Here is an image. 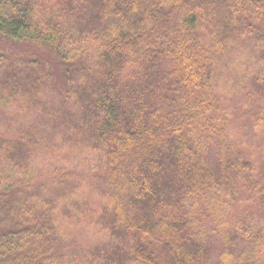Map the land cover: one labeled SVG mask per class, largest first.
Returning <instances> with one entry per match:
<instances>
[{
	"label": "trees",
	"instance_id": "trees-1",
	"mask_svg": "<svg viewBox=\"0 0 264 264\" xmlns=\"http://www.w3.org/2000/svg\"><path fill=\"white\" fill-rule=\"evenodd\" d=\"M0 38L54 57L0 48V264H264V234L234 211L242 189L255 202L264 186L222 89L248 55L247 80L264 87V0H0ZM247 80L233 94H249L264 133V89ZM66 146L105 165L38 178L33 160ZM89 213L106 219L108 247L72 236Z\"/></svg>",
	"mask_w": 264,
	"mask_h": 264
},
{
	"label": "rangeland",
	"instance_id": "rangeland-1",
	"mask_svg": "<svg viewBox=\"0 0 264 264\" xmlns=\"http://www.w3.org/2000/svg\"><path fill=\"white\" fill-rule=\"evenodd\" d=\"M0 48L10 50V52L16 54L28 55L35 53L39 56V58L49 62H53L54 58L53 53L45 47L34 48L28 44L16 43L2 38H0ZM248 62L250 64H254L255 66L257 60L253 59L249 55L248 58L244 60L245 71L242 72V79L238 72L234 69H228L225 71V81H222V89L226 97L228 99L230 98V102L235 103L238 106L234 113L235 116L233 122V135L238 150L237 152H242L245 156L252 160L253 169L251 180L253 182L258 181L262 186H264V133L255 127L252 113L248 107L251 104L249 94L237 93L234 95L233 86L235 85L231 84V80L234 78L246 82L249 72L253 70L249 66ZM241 69H243V67ZM55 73L56 81L60 84V86H62V76L60 72L57 70ZM247 82L252 92L264 89V87L259 86L258 83L255 85L251 78H249ZM251 106H255V104ZM18 111V109L10 106L7 113L9 112L12 114V120L21 121L22 116L18 114ZM2 125H4V122L0 123V130L4 129ZM77 148L79 147L69 148V146H66L64 150L67 152V155H65L64 152H62L60 155L55 154L54 156L38 155L35 160H33V170L37 177L42 179L39 174H51L56 164H64L67 161H69L70 165H72V162H75L78 165V168L88 175H91L93 170H101L105 165V161L101 155H98L96 152L85 147L79 149ZM76 150H78L79 156L71 159L74 156ZM89 181L96 182L93 179H90ZM239 184L243 185V181H241ZM88 186L89 187H87L83 192L85 200H89L90 205L93 207L100 206L102 204V199L98 189L91 183H88ZM241 195L242 196L240 197V200L236 203V207L234 208V211L236 212L235 216L238 219L249 218L248 221L253 220V222H251L253 223L254 227L261 230L262 234H264V207L260 206V204L264 205V194L259 200L255 202H252L247 198L245 189L241 190ZM67 224H69L68 221ZM76 225L80 228L70 229L71 234L77 239L82 247H84V249L92 250L105 248L111 245V239L109 237L111 234L105 218L99 219L96 213H89L83 215L82 222L76 223ZM105 254L108 257V260L119 256L118 253L110 255L105 252ZM90 261L91 258L88 256L87 259H82V264H89ZM94 262L95 263L93 264H100V262L97 260Z\"/></svg>",
	"mask_w": 264,
	"mask_h": 264
}]
</instances>
